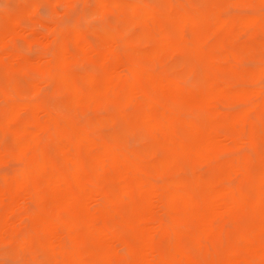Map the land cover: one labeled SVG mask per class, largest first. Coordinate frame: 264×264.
<instances>
[{
	"label": "bare ground",
	"instance_id": "6f19581e",
	"mask_svg": "<svg viewBox=\"0 0 264 264\" xmlns=\"http://www.w3.org/2000/svg\"><path fill=\"white\" fill-rule=\"evenodd\" d=\"M63 1L69 4L73 0ZM94 1V12L116 13L123 22L120 28L107 25L92 29L97 46L87 38L88 28L83 23L81 27L68 22L71 27L59 29L49 23L45 34L29 29L24 33L25 37L34 36L49 51L55 50L56 56L28 57L4 52L2 45L7 36L0 31V62H24L39 74L28 81L32 93L50 80L56 83L52 93H67L64 101L43 104L23 96L12 78L6 79L3 89L0 87V125L11 133V147L0 144V160L16 161L18 165L12 174L0 169V201L7 210L0 228L11 221L15 210L30 212L28 218L23 212L13 219L25 216L21 224L39 226L43 235L36 234L35 239L51 242V248H69H53L54 259L61 257L57 259L61 263L65 259L62 264H89L82 258L92 255L91 251L74 244L87 239L105 244L113 255L121 246L119 249L134 264H198L212 258L215 264H264V183L253 185L247 180L255 167L264 174L261 151L257 149L264 144V60L256 61L252 69L240 65L243 54L264 50L261 13L227 16L217 3L203 9L194 0H164L162 8L145 0ZM223 1L227 6L262 3ZM201 23L209 24V28L196 36ZM11 24L14 29L17 23ZM258 33L261 39L256 42ZM243 35L251 41L234 47V41ZM69 44L77 49L76 53L71 52ZM186 51L211 66L228 68L250 83L233 86L211 78L202 79V88L197 84L188 86L181 76L162 69L167 54ZM82 60L95 63L99 72L75 71L72 65ZM168 101L204 111L209 114L210 124L176 111ZM221 101L240 102L246 107L224 113L217 109ZM109 102L116 106L112 112L84 121L77 117L84 110ZM127 107L138 112L131 115L144 125L143 137L149 138L150 144L131 147L103 137L101 127L112 124L115 112ZM219 125L227 126L230 133H219ZM179 128L187 138L177 134ZM246 129L255 159L241 166L230 154L240 148L238 137ZM157 148L166 154L165 159L154 158ZM225 156L229 158L223 159ZM183 163L212 165L217 171L210 177L200 174L188 178L180 174ZM237 178L240 181L235 183ZM226 179L230 185L227 182V187L220 189L219 183ZM99 180L110 181L114 189L105 188ZM253 191L256 198L249 196ZM236 209L247 210V219L231 221L241 231L224 255L203 245L193 249L180 244L184 236L193 242H208L225 220L223 211ZM108 220L122 224L131 234L124 235ZM174 221H189L197 228H176ZM10 232L1 235L10 236L8 240L18 236L17 230ZM156 237L171 241L163 247L156 243ZM230 238L222 234L216 237L226 245ZM67 240L73 245L68 247ZM57 241L63 244L59 246Z\"/></svg>",
	"mask_w": 264,
	"mask_h": 264
},
{
	"label": "rangeland",
	"instance_id": "374dc122",
	"mask_svg": "<svg viewBox=\"0 0 264 264\" xmlns=\"http://www.w3.org/2000/svg\"><path fill=\"white\" fill-rule=\"evenodd\" d=\"M147 3L156 5L158 7H165V1L164 0H145ZM184 1V0H181ZM55 2V3H54ZM79 5L75 10L72 9L71 7H67L64 8L63 12L61 13L62 15H65V20H63V23H61L59 25V27H57L56 25L54 27H56L57 29L59 28H64V27H71L72 25H74L75 23L80 25L83 23L85 28H88V32H87V38L90 40V42L94 45L97 46L98 45V39L95 36V34L93 32H90L92 29L94 28V25L96 24V21L92 19V15L95 14L94 9L96 8V3L94 0H73L71 1L69 4H66L63 0H0V31L7 36V38H5V41L2 45V50L4 51H9L12 53H20L23 55H26L28 57H35L38 54L43 55L46 51H49V48L46 45L41 44L39 41L34 40V41H26V43H33L35 44L37 47L40 48V52H26L24 51L22 48L17 46V40L18 39H22V38H26L25 37V31L29 32V30H32V32L39 34H45L48 32V28L50 27V25H54L52 20L46 19L42 16H38L36 15V9L35 8H29V5H35V4H39V3H47V4H52L53 6L55 5ZM85 2V3H84ZM195 4L198 5L201 8H206L209 7V5L217 3L218 5L222 6V8H224V10H228L229 6H227L225 4V2L223 0H194ZM54 3V4H53ZM260 7L259 6H245V5H240V6H236V8L239 11H252L253 13H257L260 12ZM32 9V10H30ZM73 11V12H72ZM7 14V16H5L4 14ZM72 13V14H71ZM105 16L111 17L112 18V22L109 23L108 25L110 26H116V27H122L123 22L120 19V17L116 14V13H106ZM68 18V19H67ZM69 19H71L72 21H69ZM12 21H16V26H14V29H17L14 31L13 24ZM81 21V22H80ZM64 22L66 24H64ZM68 22H71V24ZM46 23V24H45ZM49 23H51L49 25ZM81 23V24H80ZM48 24V25H47ZM63 25V27H62ZM83 25L81 27H83ZM12 26V27H11ZM21 29H19V27ZM49 26V27H48ZM209 28V24L207 23H201L199 24L198 28L195 30V35L199 36V35H203L206 30ZM29 29V30H28ZM23 30V33L21 35V32L19 31ZM137 31L139 30L138 27L136 29ZM26 32V33H27ZM9 37H8V35ZM9 39V40H8ZM261 39V35L260 33L255 35V41H259ZM10 41V42H9ZM251 38L247 35H243L241 38L237 39L234 41L233 46L234 47H240L244 42H250ZM147 44L151 45L152 41L147 42ZM228 45H231V42H228ZM69 49L71 50V52L76 53L77 49L72 45L69 44ZM4 51V52H5ZM262 50L261 49H256L252 52H247L245 54H243V57L241 59L240 65L241 67L247 68V69H252L256 63V61H258L259 59H262ZM163 66L162 69L166 70L167 72H169L170 74H175L178 76H181V78L185 81L187 76H188V65L190 63H197L201 66V68L203 69L202 72V76L200 79V82L197 84V86L199 87H203L204 86V81L202 79H211V78H216L217 80H221V81H225L230 83L233 86H237L239 84H247L250 83L248 80L244 79V78H237L235 75H233V71L229 70L228 68H219V67H215V66H211L209 64H207L204 60H201L199 57L191 54L189 51L186 52H173L170 54H167L163 60ZM146 64L148 63V61L145 62ZM74 70L82 73V72H99V68L98 66L88 60H82L79 62H74V64L72 65ZM39 77V74L37 73V71L35 70L34 67H32L31 65L24 63V62H19L13 65H8L6 63L0 62V87L1 89H3L2 87L5 86V81L8 78H12L16 81V83L18 84L19 88H20V92L21 94H23V96L27 97V98H31L33 97V99H37L36 97H34L32 95L31 89H30V84L28 83V81L30 79H37ZM78 84L80 86H82V83L78 81ZM31 95V96H30ZM67 98V93H65L64 91L61 92H57V93H47V94H42L41 97L37 100H39L41 103L43 104H54L58 101H64ZM168 104L175 108L176 111L183 113L184 115H194L198 118H202L204 119V121H206V124H210L211 119L209 118V114H205L204 111L199 110L198 108L192 107L190 104L187 103H178V102H174V101H168ZM242 105V103H227V102H219L217 104V109L219 111H222L224 113H231L234 112L232 109L236 108L235 106H240ZM232 108V109H231ZM114 109H116V106L113 102H109L107 103L105 106H98V107H93L90 108L88 110H84L82 113H78L77 117L81 120L84 121L86 119H91L97 116H101V115H105L109 112H112ZM131 114L135 115L136 113H138L136 110L131 109ZM63 112H66V109H63ZM0 116H1V111H0ZM211 116V115H210ZM112 124H105L101 127V132L103 137L105 138V140L109 141V142H119L120 144H124L126 142L122 141L121 139L118 138V132L117 130L113 129L111 127ZM216 130L221 133V134H229L230 130L227 126L225 125H219L216 126ZM177 134H179L180 136H182L183 138H187V134L186 132L179 128L177 129ZM5 137L8 138V143H5ZM142 144H150L151 140L149 138H145L142 136V138L138 141V142H134L132 144L127 143V145L131 146V147H138L139 145ZM0 144L2 147H11V133L6 130L2 125H0ZM257 149L259 151H261V146L258 145ZM10 160V159H9ZM11 161H7V160H0V169L1 172H5L7 171L8 174H12L13 171L15 170L14 167L17 165V162L12 161V166H11ZM15 163V164H14ZM18 166V165H17ZM181 171L180 174L184 175L188 178L191 177H196L197 175H203L205 177H210L212 176L216 171H217V167L216 166H212V165H199V164H194V163H183L181 164ZM5 169V171H4ZM9 169V170H8ZM14 169V170H12ZM0 172V174H1ZM4 173V174H5ZM6 173V174H7ZM3 175V174H2ZM248 182H250L253 185L259 184V183H264V174L262 173V170H259L257 167H255L252 171H251V175L250 177L247 179ZM240 181V178L235 179L234 182H238ZM228 182V186L230 185L229 180L226 179L224 180V182L219 183V188L220 189H224V187H227V183ZM99 183L104 185L105 188L113 190L114 189V185L113 183H111L108 180L105 181H101L99 180ZM249 196L251 198H256V193L255 191L253 192H249ZM1 203V201H0ZM2 205L0 206V220L3 223L4 220V213L7 210L5 209V205L2 202ZM29 204V202H28ZM31 204V203H30ZM29 204V205H30ZM32 206V205H31ZM121 207H122V212L124 214H128V210L126 208V206L121 203ZM21 211V212H20ZM22 210H15L14 212H12V218L11 221L6 222L4 226V228H0V264H15V262L18 259H24V260H28V259H32V258H38V259H42V260H47L52 262V264H62L63 260L65 261V259L62 260V263L58 260H60L58 257L53 256L51 253H53V251H55V249L53 250V248H51V242L48 241H44L43 238L41 239H35V245L34 247L39 249V254L35 253V252H29L26 253L24 255H21L20 253H18L17 251H15V242H16V238L14 239L13 237L12 240H8L10 239V236H8L6 238V236H2L1 233L3 234H10V229H14L17 230L18 235L21 233H24L26 231H29L32 229V232L36 235L38 234L39 237L43 235L41 228L39 226H32V225H26L24 226L23 223L21 224V222H24V220H21L22 217L25 218V216L30 217L29 214L30 212H24L27 214H24L25 216H21L18 217L16 216L15 219L14 216L18 213H22L21 215H23ZM224 212H226L224 214ZM7 213V212H6ZM17 214V215H18ZM223 215H224V222H222V224L220 226H218L216 228L215 231V236L209 240L208 242H193L191 240H189L187 237H183L180 240V244H182L185 247H189V248H193L196 249L197 247H200L203 245L204 249H209V250H213L220 255H224L226 252H228L230 250V247L233 244V239L234 237L237 235L238 232L241 231V227H234L231 223L232 220H244L247 219V215H248V211L247 210H230L229 212L227 210L223 211ZM20 216V214H19ZM13 219V220H12ZM229 219L228 223L227 220ZM0 221V222H1ZM109 224L111 226H115L117 227L124 235L128 236L131 234V231L126 228L125 226H123L122 224H117V222H115L114 220H108ZM0 223V225L2 224ZM174 225L177 228L178 226H181L183 228L181 229H196L197 227L194 226L192 223H190L189 221H185V222H181V223H177L174 221ZM1 227V226H0ZM30 228V229H29ZM178 228V229H180ZM29 229V230H28ZM222 234L227 235L230 238V240L228 241V244H224V242H220L218 239H216L217 235ZM63 238H66V236H64ZM69 240V239H68ZM69 243L65 242L66 245L68 247H70L68 244H71V241H68ZM62 241V239H61ZM171 240L164 239V240H160L158 237H156V243L157 244H161L163 247L166 246L167 244H169ZM54 242V241H52ZM59 242V246L63 243L60 244V241H57L56 243ZM64 242V241H63ZM64 243V244H65ZM53 244V243H52ZM77 246H83L84 248H87L91 251L90 256L82 258L83 262H87L89 264H134L135 262L130 261L129 259H127L126 255L124 254L123 250H120L121 246H119L117 253H115L113 255L112 251L110 252V250L105 246V244L96 241L94 239H87L85 241H77L76 243ZM119 244V243H118ZM117 244V245H118ZM54 245V244H53ZM56 245V244H55ZM73 244H71L72 246ZM46 246H48V249L46 248ZM50 246V248H49ZM62 247H64V245H62ZM61 248V247H59ZM56 249L60 250V249ZM62 249V248H61ZM69 249V248H64ZM62 249V250H64ZM116 250V249H115ZM58 259V260H57ZM62 259V258H61ZM203 262H210V264H215V260L212 259H204Z\"/></svg>",
	"mask_w": 264,
	"mask_h": 264
},
{
	"label": "snow or ice",
	"instance_id": "6c2138e0",
	"mask_svg": "<svg viewBox=\"0 0 264 264\" xmlns=\"http://www.w3.org/2000/svg\"><path fill=\"white\" fill-rule=\"evenodd\" d=\"M29 8L36 9V15L42 16L46 19L52 20L53 24L57 27L63 22L65 19L64 15L61 13L63 12L64 8L71 7L72 9H76L78 6L75 4L72 5H55L47 4V3H39L35 5H29ZM261 24L264 25V0H262L261 7ZM252 16L254 13L252 11H239L236 6H229L225 15L232 16ZM92 19L96 21L94 28L97 30L104 28L109 23L112 22V18L105 16L102 12L97 10L95 14L92 15ZM35 37L29 35L26 38L18 39L17 46L22 48L26 52H37L39 53L41 50L33 43H26V41H34ZM50 57H55L56 52L55 50L46 51L44 53ZM262 60H264V50H262ZM203 69L201 66L195 62L190 63L188 65V76L185 80V84L188 86L198 84L200 82L202 76ZM56 87V83L54 80H50L46 86H42L38 91L32 93L34 97L39 99L42 94L52 93ZM246 107L245 105L237 106L236 108L232 109L233 111H240L242 108ZM131 107L124 108L121 111L115 112L113 116V123L111 127L118 132V138L122 141L132 144L134 142H138L142 136L144 135V125L139 121L135 120L131 115ZM8 138L5 137V143H8ZM238 142H240V148L231 153L232 157L237 158V161L240 163L241 166H244L245 163L252 161L255 159V152L252 150L248 143V132L247 129L240 134L238 137ZM13 147H17V145H13ZM154 158L157 160H163L166 158V154L161 151L160 149L154 150ZM223 159H228V156L222 157ZM261 162L264 165V144L261 145ZM264 186V184H262ZM171 223V221H169ZM15 251L24 255L29 252H35L39 254V249L34 247L35 245V234L29 230L22 234H19L16 238L15 242ZM15 264H52V262L47 260H42L38 258H32L28 260L18 259ZM161 264H168V262H161ZM198 264H210V262H198Z\"/></svg>",
	"mask_w": 264,
	"mask_h": 264
}]
</instances>
